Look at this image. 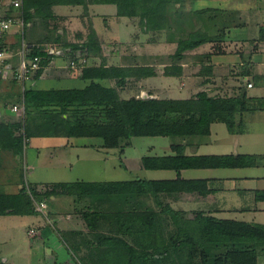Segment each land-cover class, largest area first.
I'll return each instance as SVG.
<instances>
[{
	"label": "crops",
	"instance_id": "crops-1",
	"mask_svg": "<svg viewBox=\"0 0 264 264\" xmlns=\"http://www.w3.org/2000/svg\"><path fill=\"white\" fill-rule=\"evenodd\" d=\"M1 3L2 0L0 7ZM50 10L44 9L43 12H51L52 15L34 14L30 18L25 26V42L37 44L44 50L53 46L66 48L68 52L51 55L40 76L28 81L26 86L35 89L84 88L92 81H98L105 86L117 87L120 96L125 99L144 98V93L148 95L146 98L189 99L203 91L213 97H237L245 93L249 99V109L239 115L244 124L242 132H232L226 122L216 120L211 123L209 133L134 136L121 157H117L122 164L119 167L123 170L122 178L89 180L78 176L77 180L171 181L170 190L152 191L153 187L159 186L154 183L149 185L146 192L131 195L126 208L152 209L163 213L170 207L187 214L203 212L220 219L264 226V0L171 2L167 5L169 15L163 21L166 24L164 28H150L141 14L119 15L115 3H90L87 9L82 4L58 3L53 4ZM32 13H35V9H32ZM199 30L210 40L176 55L179 40ZM92 35L93 40H90ZM9 40L14 52L17 51L20 34L13 31ZM84 57L85 65H150L155 68L156 74L129 77L124 86H118L115 78H84V63L75 67L70 65L73 58L79 60ZM10 60L13 68H16L20 57L14 54ZM168 66L172 67L173 74L165 73ZM10 73L11 70L6 76H1L2 79H6ZM11 79L19 85L20 91L15 93L13 88L0 90V119L15 122L18 121L14 119L17 110L14 105L10 107L5 103L8 99L18 98L23 88L13 76ZM127 92L131 94L126 95ZM10 93L14 96H8ZM19 107H24L23 98ZM39 138L58 142L54 145L58 147L55 158L61 165L70 162L68 155L76 162L84 156L85 151H94L99 160L107 164L104 168L118 169L114 165L113 153L106 157L100 155V150H114L115 147H104L99 137L36 136L31 137L28 146L33 147V142ZM84 139L87 141H82ZM38 146L45 147V143ZM225 155H244L246 164H213L217 162L215 157ZM167 156L178 158L171 161L175 165L187 163L185 158L196 165L178 170L164 167L166 163L162 160L151 159L147 165L144 163L145 157ZM196 157H202V160ZM17 159L20 160L19 156ZM28 164L32 165L31 162ZM73 165L71 163V170ZM30 171H34V166ZM184 181L196 182L198 188H192L193 184L184 185ZM21 184V179L11 176L4 180L8 193L19 192V188H23ZM64 195L69 194H55L52 200L46 201L53 216L54 212H61L58 208L67 200ZM83 201L77 202L75 199L74 204L79 205ZM57 216L58 220L63 217ZM42 219L39 213L1 215L0 244L5 243L1 234L9 229V220H16L15 228L21 231L22 244L16 252L0 249V260L15 264L13 259L23 254V264H52L54 254L50 251L54 247L60 249V237L55 232L45 233V241L30 237V227L38 229ZM167 225L174 228L172 223ZM43 250L50 253L43 255ZM77 251H81L79 246ZM258 264H264V244L258 246Z\"/></svg>",
	"mask_w": 264,
	"mask_h": 264
},
{
	"label": "trees",
	"instance_id": "trees-1",
	"mask_svg": "<svg viewBox=\"0 0 264 264\" xmlns=\"http://www.w3.org/2000/svg\"><path fill=\"white\" fill-rule=\"evenodd\" d=\"M180 1L183 0H23L22 11L28 22L34 14L52 15L51 12L43 11H49L53 4H82L87 9L90 3H115L119 15L141 14L150 28H164L166 24L163 21L169 15L167 5ZM32 9H35V13H32ZM90 40H93V35ZM207 40L210 37L201 30L181 38L176 55ZM36 54L44 57L35 79L43 72L51 56L39 50L30 53L32 56ZM82 70L84 78H115L118 86H124L129 77L156 74L155 68L150 65L107 66L104 63H84ZM165 73L173 74L172 67H166ZM8 96L13 97L14 94ZM21 96L26 112L23 122L0 119V147L18 156H23L25 148L30 144L28 140L36 136L99 137L104 147L113 148L120 147L123 139L130 140L134 136L209 133L211 123L216 120L226 122L232 132H242L244 124L239 115L249 109V99L245 93L237 97H213L203 91L189 99H125L120 96L117 87L105 86L98 81H92L84 88L35 89L26 86ZM90 112L101 113L106 120L88 118L86 115ZM245 157H215L217 162L213 164L240 166L246 164ZM151 159L162 160L166 163L164 167L178 170L196 165L187 158L184 160L187 163L175 165L171 161L178 158L169 156L145 157V165ZM195 159L201 161L202 157ZM154 183L159 186L153 187L152 191L171 189V181L76 180L53 183L47 195L69 194L77 202L89 198L94 204L102 199L112 200L110 208L91 211L93 215L108 220L114 231L113 235L99 236L95 246L98 260L95 259L94 264H258V246L264 244V226L260 223L220 219L203 212L187 214L170 207L163 213L152 209L126 208L131 195L146 192L149 185ZM183 183L198 188L196 182ZM34 194L36 190L28 192L26 186L17 193L0 190V216L39 213L34 204ZM90 213L85 214L89 221ZM169 223L174 224V228L168 231ZM88 225L93 227L91 221ZM125 235L132 237V241ZM77 246L72 247L74 252H77Z\"/></svg>",
	"mask_w": 264,
	"mask_h": 264
},
{
	"label": "rangeland",
	"instance_id": "rangeland-1",
	"mask_svg": "<svg viewBox=\"0 0 264 264\" xmlns=\"http://www.w3.org/2000/svg\"><path fill=\"white\" fill-rule=\"evenodd\" d=\"M11 78L12 71L7 75L6 79H2L0 75V90L8 91L10 88H13V91L18 93V91H20L19 85L14 84L12 81L13 79ZM81 86L82 85H78L77 87ZM138 92L140 93V91ZM130 94L131 92H127L126 95ZM21 102V92L19 93L18 98L7 100V104L10 107H13L15 104L21 105ZM25 116L26 112L18 109L16 115H14V119L18 120V122H23ZM86 116L93 120H106L105 116L101 113L90 112L87 113ZM40 139L41 138L33 142V147L28 146L23 156H19L20 160L17 159L18 155H16L11 150L0 147V190L6 192L4 180L7 176L21 179V187L26 186L28 192H33V190H36V195L34 194V204L36 209L39 211V216L43 218V222L40 226L42 229L40 227V229H37L35 226L30 227V231H32L30 237L37 241L43 240L45 233L49 232H55V234L60 237V249L54 247L52 248L53 251H50L54 254L51 257L53 260L52 264H94V260H98V252L95 250L97 243L95 241H98L99 236H102V234L113 235L114 231L112 224L108 220L101 216L98 217L93 215L92 213L96 210H106L110 208L112 200L102 199L100 202H95L94 204L91 199L87 198L84 199L82 203L77 205L74 204V197L71 198L69 195H64L67 197V200H64V205L61 204L63 205V208H61V205L58 208L61 210V212H54L53 216L50 212L51 208L45 204L47 200H52L53 196L47 195V191L53 187V183H55L54 181H76L78 176H81L80 178L83 176V178L89 180L122 178L124 176L123 170L119 168L122 166V164L121 161H118L117 157H121L124 148L127 144H129V140L123 139L121 141V146L115 147L114 150H100V155L103 157L109 156L110 153L114 154V165L118 169H110L104 168L107 167V164L99 160V156L96 155V152L94 151H85L84 156H81V159L77 160L76 162L74 161L75 159L73 157L68 155L70 162L61 165V163H58L57 159L55 158L58 147H54V145H57L58 142H54L50 138ZM49 140L51 141L49 142ZM28 141L30 142V140ZM82 141L87 140L84 139ZM93 141H96V139H93ZM100 141L101 140L98 139V142ZM42 143H45V147L38 146ZM99 146H101V142ZM29 162H31L32 165H29ZM71 163L74 164V168H72L73 170L70 169ZM32 166H34V171H30ZM21 189L22 188H19V191ZM42 202L46 206H44ZM76 205L77 207H75ZM91 205L93 208H88ZM88 211L93 212L90 213ZM86 213H90V221L92 222L93 227L88 225L90 221L85 218ZM57 215H60V217L63 215V217L58 220ZM15 226L16 220L8 221L7 228L9 229L2 231L3 234H1V239H5L3 240L5 243L0 244V249H7L8 251L14 250L15 252L20 249L22 241H20L21 239L19 233H21V231H17L18 229L15 228ZM171 229L173 228H168L167 230L169 231ZM125 237L132 241V237L128 235H125ZM89 240L93 243H90ZM77 245H79L81 251L74 252L72 247ZM49 253H45V250H43V255H48ZM13 261L15 264H23V254L15 257ZM0 264H3V260H0Z\"/></svg>",
	"mask_w": 264,
	"mask_h": 264
},
{
	"label": "built area",
	"instance_id": "built-area-1",
	"mask_svg": "<svg viewBox=\"0 0 264 264\" xmlns=\"http://www.w3.org/2000/svg\"><path fill=\"white\" fill-rule=\"evenodd\" d=\"M23 0H2L0 7V75L6 76L5 74L11 70L12 76L18 82L22 84L23 90L25 89L28 81L35 80V74L40 68V62L44 55L36 54L30 55L32 51L39 50L40 52H46L49 55H61L68 52L66 48H58L50 46L46 50L41 49L37 44H28L25 42V26L27 24L23 11H22ZM16 31L20 34L19 47L14 52L12 42L9 40L10 34ZM16 54L20 57L19 63L16 68H13L11 58ZM79 57L81 55H78ZM86 59L81 58L78 61L73 58L71 66L75 67L79 63H85ZM252 83H250V86ZM15 110L25 111L24 107L14 105ZM42 204L46 206L43 202ZM42 209V208H41ZM3 264H8L3 261Z\"/></svg>",
	"mask_w": 264,
	"mask_h": 264
},
{
	"label": "water",
	"instance_id": "water-1",
	"mask_svg": "<svg viewBox=\"0 0 264 264\" xmlns=\"http://www.w3.org/2000/svg\"><path fill=\"white\" fill-rule=\"evenodd\" d=\"M147 96H148L147 93H144V94H143V97H144V98H146Z\"/></svg>",
	"mask_w": 264,
	"mask_h": 264
}]
</instances>
